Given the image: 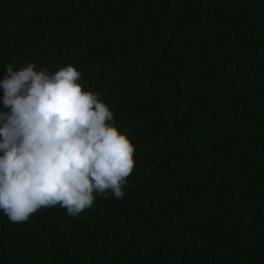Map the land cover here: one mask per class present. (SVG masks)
I'll return each mask as SVG.
<instances>
[{
	"label": "trees",
	"instance_id": "trees-1",
	"mask_svg": "<svg viewBox=\"0 0 264 264\" xmlns=\"http://www.w3.org/2000/svg\"><path fill=\"white\" fill-rule=\"evenodd\" d=\"M29 63L80 71L135 167L77 217L0 211V264H264V0H0V81Z\"/></svg>",
	"mask_w": 264,
	"mask_h": 264
},
{
	"label": "clouds",
	"instance_id": "clouds-1",
	"mask_svg": "<svg viewBox=\"0 0 264 264\" xmlns=\"http://www.w3.org/2000/svg\"><path fill=\"white\" fill-rule=\"evenodd\" d=\"M35 68L8 65L0 81V211L12 223L57 205L77 217L109 191L122 198L135 167L133 144L80 71Z\"/></svg>",
	"mask_w": 264,
	"mask_h": 264
}]
</instances>
